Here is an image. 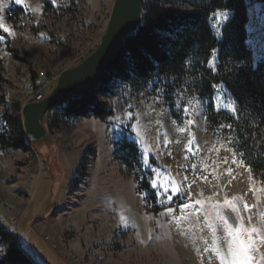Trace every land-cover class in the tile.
I'll return each instance as SVG.
<instances>
[{
  "label": "rangeland",
  "instance_id": "rangeland-1",
  "mask_svg": "<svg viewBox=\"0 0 264 264\" xmlns=\"http://www.w3.org/2000/svg\"><path fill=\"white\" fill-rule=\"evenodd\" d=\"M112 4L0 0V23L12 32L1 29L0 129L4 115L22 125L27 78L57 76L95 50ZM98 100L113 112L107 122L51 127L50 111L43 124L46 140L25 139L26 153L0 151V222L16 233L29 258L36 264H231L229 249L236 248L240 230L246 264H264V183L221 127L207 124L204 100L186 84L166 88L156 80L139 90L121 85ZM125 132L151 173L147 181L162 209L158 214L134 174L115 159L114 143ZM218 206L233 211L237 227H221Z\"/></svg>",
  "mask_w": 264,
  "mask_h": 264
},
{
  "label": "trees",
  "instance_id": "trees-1",
  "mask_svg": "<svg viewBox=\"0 0 264 264\" xmlns=\"http://www.w3.org/2000/svg\"><path fill=\"white\" fill-rule=\"evenodd\" d=\"M176 3L183 8H175ZM0 37H6L1 29ZM154 80L166 88L186 84L204 100L207 124L221 127L245 166L264 183V0H152L142 4L140 25L125 39L98 87L54 106L51 127L90 116L104 122L113 112L98 97H112L121 85L139 90ZM167 106L179 122L173 104L167 101ZM2 119L0 151L29 152L21 122L6 120L5 115ZM126 133L114 143L115 159L134 174L139 191L145 192L156 214L160 210L156 194L147 181L151 173L144 170L139 148ZM149 161L155 165L152 157ZM86 162L84 158L81 177ZM0 264H36L16 233L1 222Z\"/></svg>",
  "mask_w": 264,
  "mask_h": 264
},
{
  "label": "water",
  "instance_id": "water-1",
  "mask_svg": "<svg viewBox=\"0 0 264 264\" xmlns=\"http://www.w3.org/2000/svg\"><path fill=\"white\" fill-rule=\"evenodd\" d=\"M141 12L142 0H113L107 25L95 50L78 65L61 72L55 87L41 102L21 106L22 128L29 144L48 138L43 124L54 106L63 100H76L95 91L112 61L121 53L125 39L140 25ZM221 211L227 222L237 227L233 211L229 208Z\"/></svg>",
  "mask_w": 264,
  "mask_h": 264
},
{
  "label": "built area",
  "instance_id": "built-area-1",
  "mask_svg": "<svg viewBox=\"0 0 264 264\" xmlns=\"http://www.w3.org/2000/svg\"><path fill=\"white\" fill-rule=\"evenodd\" d=\"M57 77L58 75L40 74L33 78H27L24 82L22 93L24 98L23 104L41 102L51 93L56 84Z\"/></svg>",
  "mask_w": 264,
  "mask_h": 264
},
{
  "label": "snow or ice",
  "instance_id": "snow-or-ice-1",
  "mask_svg": "<svg viewBox=\"0 0 264 264\" xmlns=\"http://www.w3.org/2000/svg\"><path fill=\"white\" fill-rule=\"evenodd\" d=\"M15 3L17 4H22L23 0H15ZM53 3H55V0H53ZM0 29H2L5 33H8L9 35L12 34L11 30L9 28H7L6 26L3 25V23H0ZM2 38V37H0ZM153 186L155 187V183L153 184ZM165 191H167V188H165ZM173 191H178V189H173ZM169 199H171V197H169ZM225 204H228L230 207L234 208V205H231V203L229 201H225ZM185 207H187V205H185ZM125 217L123 215H121V221H124ZM252 231H255V229H253ZM240 230H237L235 235H234V240L236 242V248L235 249H229L233 259L231 264H246L245 261V252H246V246H245V242L244 240L240 239ZM230 235H232V233H229ZM223 259V257H221Z\"/></svg>",
  "mask_w": 264,
  "mask_h": 264
},
{
  "label": "crops",
  "instance_id": "crops-1",
  "mask_svg": "<svg viewBox=\"0 0 264 264\" xmlns=\"http://www.w3.org/2000/svg\"><path fill=\"white\" fill-rule=\"evenodd\" d=\"M77 121H79V122H81V121H89L90 123H92V124H95V125H97V124H99V123H101L99 120H97V119H95V118H93V117H88V118H84V119H81V120H77ZM104 122H107V120H105ZM101 124H103V122L101 123ZM160 210H162L161 208H159ZM159 210V211H160ZM159 213V212H158ZM157 213V214H158ZM199 214V213H198ZM198 214H193L195 217L197 216L198 217ZM222 216H219V220H220V225H221V227H224V228H227L226 227V224L225 223H227L228 225H229V223L227 222V220L224 218V216L221 218ZM223 221H225V222H223Z\"/></svg>",
  "mask_w": 264,
  "mask_h": 264
}]
</instances>
